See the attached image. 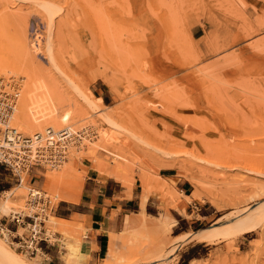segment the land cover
<instances>
[{"label": "rangeland", "instance_id": "obj_1", "mask_svg": "<svg viewBox=\"0 0 264 264\" xmlns=\"http://www.w3.org/2000/svg\"><path fill=\"white\" fill-rule=\"evenodd\" d=\"M44 2H51L52 10ZM18 16L33 54L28 61L21 58L17 44ZM194 28L199 29L196 37ZM35 31L41 35L38 46L33 43ZM0 41L1 64L8 61L17 67L23 61L30 74L38 66L57 79L54 96L47 86L51 81L39 79L32 85L34 116L42 117L51 102L69 106L77 101L86 115L67 126L97 134L73 149L61 168L33 169L21 186L2 167L0 183L8 188L0 194V218L26 211L30 192L42 191L51 208L46 226L57 234L58 248L51 250L56 259L46 262L25 256L11 239L0 236V257L9 259H0L1 264H67L68 247L77 242L87 262L74 258L69 264H90V252L84 248L87 229L55 216L58 205L66 202L59 201V188L52 187L47 176L61 174L75 158L78 171L88 173L86 179L94 174L100 180L112 178L97 171L95 159L87 154L97 144V157L110 166L118 160L106 149L116 152L125 146L135 162L129 183L132 191L142 192L141 207L143 196L148 197L146 204L152 198L157 204V210H148L152 216L169 213L176 220L181 213L184 222L177 220L186 226L168 221L169 227L160 229L159 220L146 218L149 230L124 229L115 236L116 260L107 256L104 240L92 264L264 262V0H0ZM36 72L33 75L39 76ZM6 74L0 78L20 80L18 109L27 79ZM97 83L111 92L106 105L94 97ZM17 129L27 136L36 134ZM172 139L188 144L176 150L202 149L205 158L166 156L162 151ZM152 180L171 187L165 188L166 200L154 197ZM20 189L24 204L3 210L2 193ZM80 195L76 189L74 198ZM181 203L186 214L174 208ZM238 223L255 230L225 238Z\"/></svg>", "mask_w": 264, "mask_h": 264}, {"label": "bare ground", "instance_id": "obj_2", "mask_svg": "<svg viewBox=\"0 0 264 264\" xmlns=\"http://www.w3.org/2000/svg\"><path fill=\"white\" fill-rule=\"evenodd\" d=\"M44 3H46L49 6L50 10H52V6H54V5L53 4L51 5L50 4L51 2L50 3L49 2H44ZM5 10H7V9H5ZM50 15H51V12H50ZM15 21L18 23V26L21 28V29H19V31L17 30L18 31L17 38H18V42L19 43L16 41L17 44H20L18 46H20L19 48L23 52V53H21V54L19 53V54L21 55V58H22V56L24 57L23 60L27 58V61H28L30 59L29 57H32L33 54H31V53L28 52L30 50L29 49L30 48L29 47L30 45H28L29 43H28V40H27V37H26V35H27L26 32L27 31L26 30H25L26 32L25 31H22V29L24 27L22 28L20 25L22 24V26H23L24 24H23V21L21 20V18H19V16L15 19ZM1 51L2 50H0V52ZM51 53L49 54L50 56H51ZM20 55H19V57H20ZM2 57L3 56H1V58ZM19 57L17 59H19ZM21 58H20V60H21ZM54 62L55 61H53V63ZM2 63H4V64H1V61H0V64H1L0 65V74L1 75L2 74H6V73L7 74L8 73H16V74L18 73V74H22V76L25 79H27L26 80V83H27L26 84V89H24V92L22 94V98H21L20 105H19L18 109L15 111L16 115L14 114L15 115V118H14V121H15L14 127H16V128L19 127L21 129L22 128H26L27 130L32 131V132H35L36 134H44L49 129H52V130L56 131L57 129L70 128V126H67V123H70V122L72 123V122H75V121H79V120L82 119V117H84L86 115L85 106L82 105V104H80L76 100H74L76 102L71 103L68 106V103L66 104L65 101L62 102L61 99H59V101H61L62 103L61 102L59 103V102L56 101L57 102V105H54L53 104L55 102L52 103L50 101L51 103H49V100H47V102L49 104H48V107H46L47 108L46 109L47 110L46 113L42 117H36V116H34V114L30 111V99L34 95L33 94L34 91H32L34 88L32 89V85L33 84L35 85L36 81L39 80V79L40 80H43L45 83L47 81H51L50 84H49V82H47L49 84V85L47 84V86H50V87L52 86V91H50V93L53 94V92H54V94H56L55 93V90H54V87L56 85V82L55 81L57 79L54 81L53 79L55 77L52 78L53 75L51 76L48 73L47 69L46 70L45 69H41L38 66H34V67H36V69H37V71L39 73V76L33 75V72H35L36 69L31 72L32 74H30L29 73L30 71H28V68H26L25 62H23V61H19L20 64L18 62H16V63L19 64V65L17 64V67H16V65H15V67L14 66H11L12 65L11 63L9 65L8 64V61H7V63H5V61H2ZM27 66H28V64H27ZM42 85H43V83H42ZM24 87H25V85H24ZM37 94H40V93H37ZM54 94H53V96H54ZM56 95H58V94H56ZM53 96H52V98H54ZM35 97H36V95H35ZM32 100H33V98H32ZM52 101H54V100H52ZM34 104L35 103H33V105ZM40 104H38V107H40ZM35 109H37V106L35 107ZM33 111H34V109H33ZM42 112L43 111H41V113ZM41 113L38 112V114H41ZM104 120L107 123L109 122L107 116H104ZM12 126H13V120H12ZM23 131H25V130H23ZM36 134L32 135V137H34ZM28 137H31V136H28ZM102 142H103V140H102ZM105 142H106V140H105ZM111 143H113V142H111ZM108 145H109V143H108ZM95 146L96 147H94V145H93L91 148H89V153H87L89 156H91L92 158L95 159V161H94V164L96 162V164H95L96 165V168L95 169L97 171L101 172V173L108 172L109 175L112 178H114L116 181H118V182H120L122 184V186L126 189V191L132 192V188H131L130 183H129L130 172H131V169H132L130 167V165L133 164V163H135V162L132 161V159H130V154H129L128 150L125 148V146L124 147H121V148L118 147L116 149V152L106 149V151L109 154L110 153L111 154H114L113 157L116 160H118V162L115 161L116 163H115L114 166H110L108 164L109 163L108 161H107L108 163H106L105 161H102V160H100L97 157V151H98L97 148L100 147L101 145L100 144H97ZM182 146L185 147V148H187L188 144L187 143H182L178 139H172L171 140V143H170V147H165L164 146L165 148L163 149L162 152L166 156H178V155L181 156L183 154V155H191V156H193V158H205V155L206 154H204V152H203L202 149L200 150V153L198 152L199 154L196 153V152H194V150H190V149L188 151L187 150H184V151H178V150H176L177 148H180ZM77 167H78V165H77ZM77 167H76V159L74 158V159H71L69 161V163L66 165V167H64V169L62 170V173L61 174H58V175H55L54 174L53 176H47L48 183L52 187H58L59 188V191L57 189V191H58L57 193H58V199H59L60 202L61 201L69 202V203H77L78 202V200L74 198L75 191L77 189L80 192V194L82 193L83 187H84V183H85L86 177L88 176V173H85V174L80 173V171H78ZM152 184H153V187H154V191H152L154 197H157V198L161 199L162 201H163V199L166 200V196L167 195L165 193L166 192V189L165 188L167 187L168 189H171V187H169L167 185L164 188L161 184H155V180H152L151 185ZM21 185L22 184H20V186ZM21 190L22 189H20V190H18L16 192L15 191H6V192H3L2 193V195H3V198L2 199L3 200H1V201H3V205H1V206L3 207V210H4V208L6 210H8V209L9 210L10 209H14L17 206H22L24 204V194L23 193H25V192H22ZM168 193H169V191H168ZM13 194H14V196L12 197ZM142 198H143V208L142 209H144L145 206H146V200L145 199H148V197L147 196H143ZM165 200H164V202H165ZM163 207H165V206H163ZM174 208L176 210L182 212L183 214L185 213V205L183 203L177 204ZM165 212H169L168 209H167V207L165 208ZM146 218H151V219H154V220H156V219L159 220V227H160V229L161 228H168L169 227V224H167L168 221H169V223H171L173 225L176 223V220L174 219V217H172L171 214H169V213L166 214L165 217L163 216V218H159V217H155V216L149 215V214H147L143 210L142 213H141V216H139V217L130 216V217L127 218L125 231L126 232H132L133 233V231H136V230H140V231L149 230V228H150L149 221H147ZM53 220H55V219H53ZM250 226L249 225H245V224H240V223H238L236 225H233V226H231L229 228L231 230L227 233V235H226L225 238H227L228 240H232L235 237L238 238V237L244 236V235L248 234L252 228H254V227H250ZM253 230H255V229H252L251 231H253ZM115 236L116 235H112L111 234L109 236V240H108L109 241V246H108V253H107L108 255L107 256L109 257V259L111 260V262L113 260H116L117 259L116 250H115ZM175 238H179V237H175ZM78 241H79V239H78ZM80 245H81V243L80 242H77L76 245L73 244V245H70L68 247V250L70 252H68L69 254L66 257V263L67 264H69L71 260L73 261L74 258H76V260L78 258V259H82L84 261L87 259L86 256L83 254V252L80 251ZM2 256L3 255H1L0 259H2L3 261H5V263H6L7 260L9 261L8 257H7V260H6V259H4L5 257H2ZM84 261L83 262L81 261V262L84 263ZM86 262H87V260H86ZM231 262L232 261H228V262L226 261L227 264H230ZM251 264H264V262L258 259L257 261H255L254 263H251Z\"/></svg>", "mask_w": 264, "mask_h": 264}, {"label": "built area", "instance_id": "obj_3", "mask_svg": "<svg viewBox=\"0 0 264 264\" xmlns=\"http://www.w3.org/2000/svg\"><path fill=\"white\" fill-rule=\"evenodd\" d=\"M41 35L35 31L33 43L39 45ZM19 79L0 78V167L22 184L24 175L33 169L57 170L69 159L73 149L81 148L85 141H92L97 134L89 128L73 130L49 129L44 134L28 137L12 126V118L17 109L21 89ZM1 194V193H0ZM51 213L50 200L39 190L29 194L26 211L13 214L11 218H0V236L11 239L22 254L40 257L52 262L51 250L58 248L57 234L46 226ZM16 226V231L11 228ZM20 229L24 232L20 234Z\"/></svg>", "mask_w": 264, "mask_h": 264}, {"label": "crops", "instance_id": "obj_4", "mask_svg": "<svg viewBox=\"0 0 264 264\" xmlns=\"http://www.w3.org/2000/svg\"><path fill=\"white\" fill-rule=\"evenodd\" d=\"M198 32L199 29L194 28L193 36L196 37ZM93 93L94 97L102 99L105 105V100L112 101L111 92L105 84L97 83ZM127 192L120 182L112 178L100 180L98 175L94 174L85 180L77 203L66 202L58 205L54 213L57 218L79 222L87 229L84 248L90 252V264L97 260L96 257L102 250L101 242L105 240L109 246V236L122 232L126 227L128 217L138 215L143 210L152 215L148 210H157V204L152 202V198L142 209V192L137 193L136 188L132 192ZM179 215L182 219L184 218L181 213ZM176 222L177 226L181 224V228L186 226L185 223H180L177 219ZM11 228L14 231L17 229L15 225H11ZM55 259L56 257L51 251L52 262Z\"/></svg>", "mask_w": 264, "mask_h": 264}, {"label": "trees", "instance_id": "obj_5", "mask_svg": "<svg viewBox=\"0 0 264 264\" xmlns=\"http://www.w3.org/2000/svg\"><path fill=\"white\" fill-rule=\"evenodd\" d=\"M1 170H2V167H0V172H1ZM7 188H8L7 185H4V184H1V183H0V193H1L3 190H6ZM176 217H177V219H178L179 221L184 222V220H182V218L179 217L177 214H176Z\"/></svg>", "mask_w": 264, "mask_h": 264}]
</instances>
